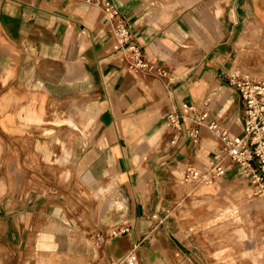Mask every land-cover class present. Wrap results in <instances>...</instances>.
Wrapping results in <instances>:
<instances>
[{
	"label": "crops",
	"instance_id": "crops-1",
	"mask_svg": "<svg viewBox=\"0 0 264 264\" xmlns=\"http://www.w3.org/2000/svg\"><path fill=\"white\" fill-rule=\"evenodd\" d=\"M95 1L0 0V216L48 217L45 194L28 186L54 172L105 197L99 230L114 264H264V235L231 225L254 205L237 167L217 185L179 181L190 167L209 170L223 146L207 122L191 136L194 114L243 132L229 76L243 69L251 79L247 59L264 55L263 34L251 32L264 33V0H110L146 69L114 49L113 23ZM60 222L42 231V248H68ZM76 263L85 264H58Z\"/></svg>",
	"mask_w": 264,
	"mask_h": 264
},
{
	"label": "rangeland",
	"instance_id": "rangeland-1",
	"mask_svg": "<svg viewBox=\"0 0 264 264\" xmlns=\"http://www.w3.org/2000/svg\"><path fill=\"white\" fill-rule=\"evenodd\" d=\"M251 32L253 36L258 35L257 37L260 38L263 34L262 38L264 39V33L259 28L254 26ZM260 45L264 48V40L260 41ZM261 62L264 63V55L260 57L255 54L247 59L245 66L255 74L259 70L258 65ZM241 71L239 72L242 76ZM244 73L254 81L264 78V74ZM170 128L176 129L173 126ZM185 173L186 171L179 178V181L183 179ZM53 175L55 176L54 172H51L50 178L39 179L41 180L39 185L28 186V189H36L41 194H45L43 214L47 213L46 215H48L49 213L48 217L29 216L30 218L26 219L0 216V264H58L59 261H65V259L66 261H81L85 264H114L108 256L109 247L110 250L114 251L113 245L109 244L110 235L107 237L104 234L105 237H102L99 230L102 227L99 213L102 206L105 205V201L102 200L103 196L100 199L95 198L88 194L90 192L86 191L84 186L73 185L75 179L72 177L66 181L63 177L58 178V176L53 177ZM250 186V195L254 201L253 208L240 210L241 216L231 222V225L234 228L244 229L254 227L260 234L264 235V201L254 194V188L251 184ZM84 191L87 193L83 194ZM79 194L84 198L83 201L78 199ZM57 206L65 208V217L58 219V217L53 216V213L57 214L55 212ZM92 208H95L96 213L94 219H90L88 214ZM4 213V211L0 212V214ZM245 216L248 217L249 222ZM55 220L61 221L60 225L64 227L62 229L66 230L67 233L64 236L70 239L69 246L68 248L64 246L62 249L54 248V244L47 240L45 245L48 247L44 249L40 246V240L43 238L41 233L50 222ZM62 221L66 224H63ZM259 245L263 254L258 256V260L264 261V240ZM66 256H73L76 259H69ZM208 262L211 263L212 261Z\"/></svg>",
	"mask_w": 264,
	"mask_h": 264
},
{
	"label": "built area",
	"instance_id": "built-area-1",
	"mask_svg": "<svg viewBox=\"0 0 264 264\" xmlns=\"http://www.w3.org/2000/svg\"><path fill=\"white\" fill-rule=\"evenodd\" d=\"M91 1V0H90ZM102 5L109 20L113 23L114 49L124 51L132 60L131 65L139 69L149 68L143 46L135 39L127 19L119 8L110 0H96ZM229 83L240 94L243 102L241 135H231L228 129L219 132L222 147L214 154L209 171L199 174L193 167L187 169L185 180L198 177L208 184L217 177L226 174L228 167L238 168L240 176L255 190V195L264 201V82L244 78L238 73L229 76ZM196 126L190 134L196 136L198 126L207 122L213 130H218V123L209 120V114H194ZM173 127L179 128L182 120L179 115L169 116ZM125 231V230H124Z\"/></svg>",
	"mask_w": 264,
	"mask_h": 264
},
{
	"label": "bare ground",
	"instance_id": "bare-ground-1",
	"mask_svg": "<svg viewBox=\"0 0 264 264\" xmlns=\"http://www.w3.org/2000/svg\"><path fill=\"white\" fill-rule=\"evenodd\" d=\"M232 74H234V73H237V72H231ZM241 76V75H240ZM243 77V76H242ZM245 78V77H244ZM248 79V78H247ZM259 81H262V82H264V80H259ZM218 130L219 131H216V130H213L212 128V130L215 132V134L217 135V137H219V132L220 131H224L226 128L225 127H223V126H221L219 123H218ZM219 139H220V137H219ZM220 141H221V144H223L222 143V140L220 139ZM194 170H196L199 174H204V173H206L207 171H209V170H205V171H203V170H200V169H197V168H195L194 167ZM223 177V176H222ZM222 177H217V178H215V179H213V181L211 182V183H208V184H215V185H217V184H219V183H221V178ZM183 185H187V186H192V187H194V186H197V185H207L206 183H204V182H202L201 180H199V178L198 177H192V178H190V180L189 181H186L185 180V178H184V180H183ZM254 193H255V190H254ZM241 248V247H240ZM69 261H71V260H69Z\"/></svg>",
	"mask_w": 264,
	"mask_h": 264
}]
</instances>
